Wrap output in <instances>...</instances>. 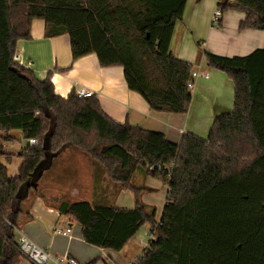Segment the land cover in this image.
<instances>
[{
	"label": "trees",
	"instance_id": "16d2710c",
	"mask_svg": "<svg viewBox=\"0 0 264 264\" xmlns=\"http://www.w3.org/2000/svg\"><path fill=\"white\" fill-rule=\"evenodd\" d=\"M185 2L0 0V157L16 140L12 131L25 142L17 174L0 160V264H18L22 200L70 146L130 190L135 204L57 200L56 210L80 225L85 243L119 252L148 223L152 237L132 264H264V45L244 56L202 52L207 66L232 80L233 108L214 118L206 138L186 132L179 142L112 120L93 95L77 97L72 89L61 97L49 75L38 80L13 60L17 41L30 38L32 19H43L45 37L68 35L72 60L94 53L101 66H122L128 89L152 110L184 113L193 66L172 55L170 42ZM215 7L221 15L243 12L240 31H264V0H217ZM138 170L167 184L157 220L131 182Z\"/></svg>",
	"mask_w": 264,
	"mask_h": 264
},
{
	"label": "crops",
	"instance_id": "0c3cea01",
	"mask_svg": "<svg viewBox=\"0 0 264 264\" xmlns=\"http://www.w3.org/2000/svg\"><path fill=\"white\" fill-rule=\"evenodd\" d=\"M216 2L217 0H186L182 18L174 26L170 42L172 55L191 63L192 66L195 65L196 70L201 74L203 70L208 73L207 78L200 76L194 81V87L190 91L191 100L184 113L152 110L139 93L128 89L122 66H101L94 53L72 60L68 35L64 33L56 37H45L43 19H32L30 38L19 39L15 53L19 54L22 62H31L30 69L38 80L50 76L55 94L66 97L72 89L76 88L92 92L103 113L118 123L128 122L143 129L162 132L168 140L173 142H179L186 132L206 138L214 118L232 111L234 85L225 72L206 65L203 56L199 53L200 46L196 42L200 41L203 51L225 57L244 56L264 45V31L238 29V24L244 17L241 11L229 10L223 13L220 17V26L213 27L211 16ZM11 143L12 150L18 152L25 142L13 140ZM69 150H72L71 147H67L53 158L50 167L39 178L36 188L30 190L22 200V213L17 218L15 239L19 236V232L23 233L53 255L67 254L80 261V253L73 242L74 240L83 241L81 227L78 223L74 224L67 217L60 215L53 206V200L62 196L61 189H63L56 182H71L72 184L65 190L73 196H78L81 191L78 185L81 181L77 176L80 174L79 171L85 168L79 164V158L73 157L72 160ZM14 159H20L19 155ZM67 159H71V162L66 163L71 165V170L66 174L67 171L63 168L65 163L60 161ZM86 167L90 175L87 181L92 184L89 186V194L94 197L96 193L97 198H103L108 191L106 185L102 187V184H98L96 173L99 171L92 160ZM45 175L53 181L54 184L50 183L52 186L49 180L42 183L41 179H44ZM67 176L68 180L65 178ZM43 186L42 194L37 193L33 200L26 202L31 191L37 192L36 190ZM139 187L143 190L141 202L144 210L147 214L154 212L155 220H157L164 204L167 184L162 200L158 194H152V187L144 185ZM50 191L58 192V194L50 193ZM122 196L124 199L120 200L119 197ZM132 197L129 190L119 189L114 196L117 203L113 206L134 208ZM76 200L89 201L85 198ZM67 224L71 225L69 235L64 236L54 232L55 229L64 230ZM143 226L148 227L147 231L149 230L148 223ZM138 242L142 244L141 240ZM23 262L22 258L18 264Z\"/></svg>",
	"mask_w": 264,
	"mask_h": 264
},
{
	"label": "rangeland",
	"instance_id": "374dc122",
	"mask_svg": "<svg viewBox=\"0 0 264 264\" xmlns=\"http://www.w3.org/2000/svg\"><path fill=\"white\" fill-rule=\"evenodd\" d=\"M213 27L217 28V26H213ZM199 46H200L199 53L202 56L203 47L201 44H199ZM262 47H263V45L261 47H258V48H262ZM193 67H194L193 69H196L195 65ZM203 72H204V70L202 71V73ZM12 134L16 137L17 141H22V137L20 136L19 131L14 130V131H12ZM11 146H12V143H8V144L5 143L4 151L6 154L4 156H1L0 160H2L3 163L5 164V166L7 167L8 173L11 175H15V174H17L18 166H19V163L21 160L20 159H14V157L19 155L21 153L22 149H19V151L17 152L15 150H12ZM70 147L72 150H69L68 152L70 153L72 160H73V157L79 158L80 159L78 161L79 164L83 165L85 168V169H81L79 171L80 174H78V176H77L78 180L81 181V183L78 184L81 191H80L78 196H73L72 194L68 193V191L65 190V188H67L69 185L72 184L71 182H68V183L56 182V184L61 185L63 189H61V191H62L61 195L62 196L56 197L54 199L55 201H53V206H56L57 200H59V199L76 200V199H80V198L88 199L92 203H96V204L112 205V206L116 205L117 201L114 200V196H115V193L120 189L119 184L116 183L115 181H112L107 176V174L105 173V171L103 170V168L100 165L93 163L95 165V168L99 171L98 173H96L97 178H98V184L99 185L102 184V187L106 185L108 194L107 195L105 194L103 198H97L96 193H94V195H95L94 197L92 195H90L89 194V186H91L92 184L90 183V181H87L88 178L90 177V175H89L88 170L86 169L87 168L86 166H88L89 163L91 162V160L89 158L90 155L82 152L79 148H77L75 146H70ZM69 162H71V159L60 161V163H65L63 168L65 169V171H67L66 174L68 173V171L71 170V165H66V163H69ZM51 163H52V161H51ZM73 164H76V163L73 162ZM65 178L67 180L69 179L68 176ZM47 180H49V184L53 183V181H51L50 178H48V175H45L44 179H41L42 183L46 182ZM131 182L135 188H139V186L143 187V185L152 187L153 188L152 194H158V196H160V199L161 200L163 199V193H164V190L166 189V183L164 181L159 180V179L152 177V176H149V175H143L141 173V171L138 170L134 174ZM50 185L52 186V184H50ZM43 188H44V186L41 189L36 190L37 192L31 191L32 193L29 196V199L26 200V202L29 203L31 200H33V198L37 195V193L42 194L41 190H43ZM54 190H55V188H54ZM50 193H53V192L50 191ZM125 193L130 194L129 192H125ZM53 194L57 195L58 192L53 193ZM119 198H120V200L124 199L123 196L119 197ZM121 198H123V199H121ZM140 198H141V196H140ZM114 201H115V204H114ZM133 202H134V200H133ZM73 223L76 224L75 221H73ZM147 229H148V227L142 226L137 231L134 238L131 241H129V243L119 252L104 250V249L102 250L99 247L89 245V244L85 243L84 241H80V240H76V241L74 240L73 245L77 249V251L80 253V257H81L80 261H79L80 264H84V263L91 261V260H94V259H97L95 264H132L141 255L142 251L146 247V246H144V244L148 243V240L150 239V237H149L150 232H149V230L147 231ZM143 232H144V234H143ZM140 240L142 241V244L138 242ZM21 259H22V257L19 255V262H21ZM23 264H28V263L24 260Z\"/></svg>",
	"mask_w": 264,
	"mask_h": 264
},
{
	"label": "built area",
	"instance_id": "2783aa9c",
	"mask_svg": "<svg viewBox=\"0 0 264 264\" xmlns=\"http://www.w3.org/2000/svg\"><path fill=\"white\" fill-rule=\"evenodd\" d=\"M221 17L220 10L215 7L212 17H211V24H217L218 20ZM13 60L20 66H24L27 68H30L31 62H22L20 59L19 54L14 53L13 54ZM203 76L204 78L208 77L207 72H203L202 74L196 70L193 69L191 71V78L192 80L188 82L187 87L192 90L194 87V81L200 77ZM75 95L77 97H87L92 96V92H87L82 88H76L75 89ZM36 142L35 139H29L28 143L34 144ZM71 230V225L67 224L66 228L64 230L62 229H55L54 232L56 234H61L64 236L69 235ZM149 237L151 239L152 235L149 233ZM147 243L144 244L146 246ZM15 249L19 253V255L28 263V264H80L77 259H75L71 255H53L46 249L42 248L40 245H38L36 242H34L31 238L26 236L23 233L19 232V236L16 239V242L14 244Z\"/></svg>",
	"mask_w": 264,
	"mask_h": 264
}]
</instances>
